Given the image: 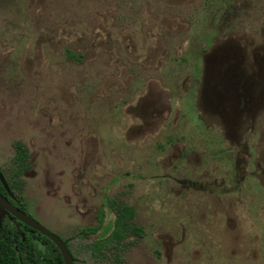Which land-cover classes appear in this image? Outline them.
Masks as SVG:
<instances>
[{
  "label": "flooded vegetation",
  "instance_id": "obj_1",
  "mask_svg": "<svg viewBox=\"0 0 264 264\" xmlns=\"http://www.w3.org/2000/svg\"><path fill=\"white\" fill-rule=\"evenodd\" d=\"M249 1L252 0L165 3L160 0V15L164 16L132 22L123 36L122 47H118L119 42L114 38L112 48L103 50L109 58L108 64L100 57L93 58L91 62L110 70L109 81L103 82L96 95L106 100V108L102 109L100 102L94 104V110L98 109V114L106 118L111 137L108 142L98 137L99 148L86 140L82 132L85 113L79 97H75V121L69 124V119L64 118L67 106H71L68 96L75 95L69 90L72 83L63 80L55 86L60 103L56 96L52 97L51 82L47 84V99L37 107L45 118L46 131L51 136L57 126L65 133L76 130L75 145L80 150L76 163L80 175L85 174L86 153L91 151L94 158V182L85 181L84 174L76 182L82 208L77 210L81 222L74 234L80 242L71 243L69 236H59L72 255L73 264H84L76 253L86 248L91 250L94 264H121L124 251L135 244L130 237L143 231L134 223L139 211L136 202L147 201L154 195L164 201L165 194H172L178 202L195 208L198 204L203 206L199 217L205 220L208 214L211 224L226 234L223 240L215 234L220 239L215 247L227 248L226 264H233L236 258L242 260L241 264H260L262 257L257 243L262 212L264 217V152L261 151L264 126L257 121L264 107V33L256 34L250 29L251 22H258V18L252 13L254 7H243ZM96 20L89 41L84 30L78 34L81 40L94 45L103 41L98 39L96 43L98 36L110 33L103 22L111 21L110 26L113 23L116 30L114 17ZM47 32L54 33V29ZM137 34L142 38L140 46ZM166 39L180 43L168 49L164 47ZM62 51L66 62L73 59L84 63V58L98 56L94 49L79 53L69 48ZM99 73L96 70L97 77ZM101 89H108V93L104 95ZM185 102H189L190 117L182 112ZM192 115L196 128L188 129ZM68 141L70 144V138ZM28 160L27 152L16 177L10 178L0 170L9 188L7 191L0 181V194L36 220L30 212L33 195L25 199L21 194V173L27 169ZM12 166L17 167L13 159ZM122 168L123 172H117ZM85 193L96 204H89ZM192 194L193 199H187ZM195 208L188 212L190 218L194 217ZM89 211L96 223H86L90 221L86 218ZM105 217L111 219L107 222ZM2 222L6 228L0 238L13 247L11 253L4 252L5 262L45 264L51 260L53 242L48 236L7 210ZM189 222V225L178 222L175 246L183 245L187 236L193 234L188 235L190 226L195 227L191 219ZM117 229L127 235L111 238ZM133 229L137 232L133 233ZM100 233L107 234L97 238ZM87 238L91 239L88 245ZM105 245L110 246L106 251L97 249Z\"/></svg>",
  "mask_w": 264,
  "mask_h": 264
},
{
  "label": "rangeland",
  "instance_id": "obj_2",
  "mask_svg": "<svg viewBox=\"0 0 264 264\" xmlns=\"http://www.w3.org/2000/svg\"><path fill=\"white\" fill-rule=\"evenodd\" d=\"M161 1L165 3L172 0ZM244 6L254 7L252 13L258 18V22H251V31L256 34L264 33V0H252L244 3ZM157 16H164L160 15V0H0V170L10 177L15 143L20 142L26 147L29 164L21 173L22 197L29 199L33 195L34 206L30 210L32 216L58 236H69L71 243L80 242L74 234L81 222L77 210L82 208L76 182L84 174L80 175L76 163L80 153L79 147L75 145L78 135L76 130L65 133L57 126L50 136L46 131L45 118L38 113L37 107L47 99V84L50 82L54 87L52 97L55 99L56 96V101L60 103L61 100L55 94V86L66 80V84L72 83L73 88L69 90H73L75 95L68 96L71 106H67V116L64 118L69 119V124L75 121V97H79L85 113L84 126L81 124L85 139L97 148L98 137H102L106 142L111 140L106 118L98 114V109L94 110V104L98 105V102L102 109L106 108V100H100L96 95L99 87H103V82L109 81L110 70L107 66H97L96 61H91L100 57L108 64L109 58L104 55L106 52L103 50L112 48L114 38L119 42L118 47H122L123 36L132 22L138 23L141 18ZM101 17H114L116 30L114 31L113 23L110 26L111 21L103 22L110 33L98 36L95 42L98 43V39L103 41L94 45L87 41L91 33L95 32L96 19ZM50 28L54 29V33L47 32ZM83 30L87 33V41L78 37L79 32ZM136 37L140 46L142 38L138 34ZM179 43L180 41L166 39L164 47L173 49ZM64 48L76 53L94 49V54L98 56L84 58V63L73 59L66 62L63 58ZM96 70L100 71V77L96 76ZM102 70H105L104 73ZM101 91L104 95L108 93V89ZM59 95L61 96V92ZM53 104H56L54 100ZM184 104L182 112L190 117L192 113L189 102ZM56 109L60 114L58 105ZM258 119V124L264 126V107L261 108ZM195 124L197 122L192 115L187 128H196ZM117 127L122 128L120 125ZM261 132V151L264 152L263 127ZM69 138L70 144L67 143ZM86 157L85 181L93 183V153H86ZM119 171L123 172L124 168L117 170ZM165 195L164 201L154 195L147 201L136 202L139 211L134 216V223L141 226L143 231L138 236L130 237L135 244L128 246L124 251L121 264H226L227 248L215 247L219 244L217 241L223 240L226 234L220 227L216 229V226L211 224L208 214L205 215V220L199 217L203 206L198 204L195 208L178 202L172 194ZM84 196L89 204H96L92 196L87 193ZM187 199H193V194ZM194 208V217L190 218L187 214ZM89 213L90 216L86 218L90 221L86 220V223H96L92 211ZM189 218L195 227L190 226L188 235H196L187 236L186 245L184 243L175 246L174 242L179 233L178 222L189 225ZM105 219L108 222L111 218ZM258 228L260 238L257 246L260 258L262 257L258 262L264 264L263 212ZM250 231L253 233L251 228ZM103 234L100 233L97 238H101ZM215 234H218L220 239H217ZM90 240L85 239V244L88 245ZM209 241L211 243H208ZM90 251L86 248L76 255L83 259L84 264H94L95 260L90 257ZM168 257L172 260H168ZM241 262L240 258H236L233 264Z\"/></svg>",
  "mask_w": 264,
  "mask_h": 264
},
{
  "label": "trees",
  "instance_id": "obj_3",
  "mask_svg": "<svg viewBox=\"0 0 264 264\" xmlns=\"http://www.w3.org/2000/svg\"><path fill=\"white\" fill-rule=\"evenodd\" d=\"M14 146H15L16 152L14 154L13 161L17 164V167L19 168H17L16 166L15 167L13 166V170L11 171L10 178H13L14 176L16 177L19 175V171L22 169V163L25 162L26 157H27V151L24 145H22L20 142H16ZM119 222L125 224V221L123 219H119ZM5 228H6L5 223L2 222L0 225V233L3 232ZM132 232L135 233L137 231L136 229H133ZM120 235L121 237H124L127 235V233L122 232V230L117 229L112 233L111 238L116 237L118 239ZM108 240L111 241L112 239L108 238ZM7 245L9 246V249L6 248ZM52 246H53V249L51 250V253H50L51 260L48 262H45V264H63L61 254L59 253V251L57 250L56 246L53 243H52ZM109 247H110L109 245L107 246L105 245V247L101 246L100 248H97V249L98 250L104 249L106 251L107 249H109ZM6 251H10L11 253L13 251V247L11 244H7V242L1 240L0 238V264H14L12 262L10 263L5 262L4 252Z\"/></svg>",
  "mask_w": 264,
  "mask_h": 264
},
{
  "label": "water",
  "instance_id": "obj_4",
  "mask_svg": "<svg viewBox=\"0 0 264 264\" xmlns=\"http://www.w3.org/2000/svg\"><path fill=\"white\" fill-rule=\"evenodd\" d=\"M0 181L5 186L6 190L9 191L7 183L5 181L4 175L0 171ZM9 211L12 215L17 217L20 221L24 222L25 224L37 229L40 233L48 236L50 240L57 246L59 249L64 264H73V257L68 251L64 241L60 239L58 235L48 230L46 227L38 223L36 220L32 219L28 215H26L23 211L14 207L10 202H8L5 197L0 194V225L2 218L4 217L5 211Z\"/></svg>",
  "mask_w": 264,
  "mask_h": 264
}]
</instances>
